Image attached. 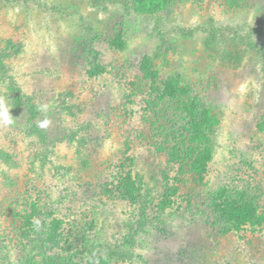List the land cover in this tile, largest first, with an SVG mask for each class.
<instances>
[{"label":"rangeland","instance_id":"1","mask_svg":"<svg viewBox=\"0 0 264 264\" xmlns=\"http://www.w3.org/2000/svg\"><path fill=\"white\" fill-rule=\"evenodd\" d=\"M123 4L0 2L8 74L46 106L28 123L0 82L17 119L0 126V240L13 259L40 247L32 264L84 248L71 264H264V0H184L142 16ZM170 83L215 116L199 178L149 129L151 99ZM42 120L75 142L48 151ZM246 191L258 201L236 211Z\"/></svg>","mask_w":264,"mask_h":264},{"label":"trees","instance_id":"2","mask_svg":"<svg viewBox=\"0 0 264 264\" xmlns=\"http://www.w3.org/2000/svg\"><path fill=\"white\" fill-rule=\"evenodd\" d=\"M32 0H0V2L5 3H20L28 2ZM105 1L110 2L111 0H97V2ZM184 0H124L123 9L130 11L135 15H156L160 12L165 11L167 8L174 5V3L181 2ZM10 47L7 48L6 52L0 53V82L6 84V89L11 96L13 107V112L17 109L26 108L29 118L28 123L37 119L36 111L38 108L29 104V101L25 100L21 95V91L17 86L15 80L8 74V67L5 65V59L10 52ZM8 53V54H7ZM89 53V52H88ZM10 56V55H9ZM187 89L188 92L189 85L179 87V84H167L165 90L160 93L157 98L151 99L150 108H148L151 117L148 121L149 129L154 136L162 137L160 147H166L169 150L170 156L168 158L169 162L181 164V171L186 174H191L196 178L201 177L206 173L207 164L211 158V150L209 143V134H211V127L215 123V116H210L206 109H203L196 98L190 101H182V91ZM190 93V92H189ZM181 98H179V97ZM178 97V98H177ZM193 103V105H191ZM74 112V111H73ZM72 112V113H73ZM38 120V119H37ZM42 120L39 126L42 124ZM50 128L41 127L36 128V132L43 144H45L48 151L57 144L64 143V140L74 141L69 137H66L60 133L50 132ZM67 138V139H65ZM76 139V137H75ZM78 139V138H77ZM85 138L80 137L78 143H84ZM2 157V156H1ZM11 159V158H10ZM12 162L11 160H9ZM8 161V162H9ZM83 167H87V161H82ZM13 165L16 163L12 162ZM6 186H12L10 182L12 180L8 176L4 175ZM123 180V179H122ZM246 191L245 197L240 199V203L235 207L236 211L245 209L246 203H257L258 195L256 191ZM243 193V192H242ZM231 196V195H230ZM23 205L29 206L30 204L23 201ZM27 209H25V212ZM242 213L244 211H241ZM244 214V213H243ZM245 215V214H244ZM41 222H43L41 220ZM40 222V223H41ZM40 235V232H38ZM42 235V234H41ZM37 240L42 242L43 239L38 237ZM90 245L89 247H91ZM87 252V248L83 250H75L66 254V256H54L59 257L61 264H71L82 254ZM0 259L3 261L2 264H32L38 256L46 258L45 252H41V248H31L23 250L20 256L16 259L12 258V254L9 249L5 246L4 242L0 240ZM197 260L193 259L191 262L195 263Z\"/></svg>","mask_w":264,"mask_h":264},{"label":"clouds","instance_id":"3","mask_svg":"<svg viewBox=\"0 0 264 264\" xmlns=\"http://www.w3.org/2000/svg\"><path fill=\"white\" fill-rule=\"evenodd\" d=\"M13 107L8 103L4 96H0V126L11 127L13 126L17 119L11 115V109ZM46 110V106H40L38 111ZM49 122L47 120L43 121L40 125L41 127H46ZM37 227L39 222L37 221Z\"/></svg>","mask_w":264,"mask_h":264}]
</instances>
